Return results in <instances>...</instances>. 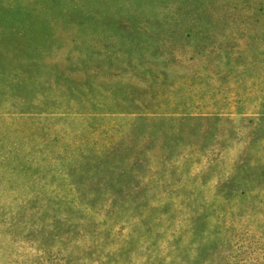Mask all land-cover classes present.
<instances>
[{
  "label": "rangeland",
  "instance_id": "1",
  "mask_svg": "<svg viewBox=\"0 0 264 264\" xmlns=\"http://www.w3.org/2000/svg\"><path fill=\"white\" fill-rule=\"evenodd\" d=\"M0 264H264V0H0Z\"/></svg>",
  "mask_w": 264,
  "mask_h": 264
}]
</instances>
